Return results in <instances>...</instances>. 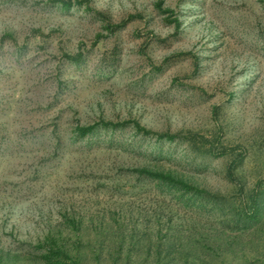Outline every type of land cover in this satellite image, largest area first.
<instances>
[{"label": "rangeland", "instance_id": "1", "mask_svg": "<svg viewBox=\"0 0 264 264\" xmlns=\"http://www.w3.org/2000/svg\"><path fill=\"white\" fill-rule=\"evenodd\" d=\"M62 1L0 0V264H264V0Z\"/></svg>", "mask_w": 264, "mask_h": 264}, {"label": "trees", "instance_id": "2", "mask_svg": "<svg viewBox=\"0 0 264 264\" xmlns=\"http://www.w3.org/2000/svg\"><path fill=\"white\" fill-rule=\"evenodd\" d=\"M53 1L56 3L64 2L62 0H53ZM63 57L65 58V60H67L69 62L79 63L83 59V53L78 52L77 54H75L73 56L65 54V55H63ZM109 127H116V125H113L112 123H96L94 125L87 126V127H77V130H76L77 131V137H78V139L82 140L86 136L93 133L97 128H109ZM135 127L137 128L138 131L143 132L144 135L149 134V132L140 129L139 126H135ZM233 151L234 150H231L230 152H233ZM210 153L213 154L214 152L211 151ZM226 153H227V149H224L223 151H221L219 153H215V154L225 155ZM134 171L139 176H142L144 179L152 180V181L158 182L159 184H169L171 186L180 187V188H183L185 190H195L193 187H189L188 185H186L182 181L175 179L171 175H165L163 173L152 172V171H149L148 169H145V168L134 169ZM227 177H228L230 183L236 185L239 188V191L241 193L244 192L243 186L240 185L239 181L235 177V174H234V171H233L231 164L227 168ZM246 197H247V203L243 208L244 213L241 212V214H242L241 218L244 220H253L255 217L254 213L257 209L258 202H259V198H258L259 193L256 190V191L251 192Z\"/></svg>", "mask_w": 264, "mask_h": 264}]
</instances>
